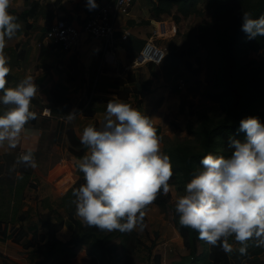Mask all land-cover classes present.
Returning <instances> with one entry per match:
<instances>
[{"label":"clouds","instance_id":"1","mask_svg":"<svg viewBox=\"0 0 264 264\" xmlns=\"http://www.w3.org/2000/svg\"><path fill=\"white\" fill-rule=\"evenodd\" d=\"M11 4L12 0H0V145L6 142L16 148L23 141L17 161L35 168L41 133L26 125L37 117L31 101L39 85L26 74L15 85L5 86L10 72L6 44L21 28ZM98 6V0H86L89 10ZM241 21L249 39L264 36V13L254 16L245 10ZM75 114L71 110L66 118ZM239 127L245 136L231 141L230 155L209 151L202 156L201 167L175 201V211L179 222L195 229L207 243L219 242L231 252V237L244 253L250 240L264 246V122L249 115L241 118ZM80 142L88 151L76 161L84 174V183L72 189L76 214L102 230L143 228L146 207L159 191H169L173 174L170 155L162 151V137L151 117L113 95L99 125L84 126Z\"/></svg>","mask_w":264,"mask_h":264},{"label":"crops","instance_id":"2","mask_svg":"<svg viewBox=\"0 0 264 264\" xmlns=\"http://www.w3.org/2000/svg\"><path fill=\"white\" fill-rule=\"evenodd\" d=\"M112 1L98 0V5ZM151 1L154 0H133L128 13L118 14L115 32L121 31V34H133L143 39L149 36L154 29L157 30L156 36L160 35V31L166 29L169 38L175 36L178 31L180 32L185 16L177 10V6L171 9V13L161 14L160 19L157 20L150 17L148 4ZM85 3L86 0H12L10 10L17 16L21 28L6 44L5 51L9 56L10 72L6 76L5 86L15 85L26 74L34 76L40 89L37 95L32 98L31 108L37 112V117L34 118V121H29L26 127L39 129L41 134L37 140V150L34 154L37 161L35 168L25 166L17 161L19 153L23 151V141L16 148H9L6 142L0 145V199H3L1 194H4V189L2 187H5L1 183L5 181L9 184L6 190L12 197L8 200V204L11 203L9 205L12 207L10 216L14 217L13 224L1 223L4 225L6 233L10 232L11 226L25 228L22 223L26 218H30V216L27 217L29 210L32 214V210L36 211L37 224L35 225L38 227L39 224L43 227V231L37 228L40 233L46 234L47 231L39 221L40 215L49 217L52 222H61L62 225L56 231L55 236L63 243L68 242L73 236L75 219L84 223L82 218L76 215L75 197L72 192L75 181L84 175L81 170L74 172V167H78L76 161L81 156H77L69 150L66 131L72 129L80 139L86 124L93 122L97 126L99 125L104 116L106 103L110 99L105 95H112V93L106 91L111 89L110 87L106 90L98 89V87L106 86L112 81L118 74L119 68L129 66L128 61L131 58V53L127 49V39L122 38L121 34L117 37L114 36L108 46H104V41L100 38L82 34L79 44L71 50H62L45 38L47 25L56 18L64 17L75 25L81 26L89 11L85 7ZM174 15H176V19H174ZM162 35L166 34L162 33ZM152 78L154 82L152 86L150 85V89L142 91L143 94L138 96L140 98L138 105L131 103V99L133 100L134 97L131 93L125 97H119L133 104L141 112H145L151 117L154 126H158L162 121L164 122L168 114L173 113L174 103H177L180 94L173 90L169 92L165 88L166 86L161 84L162 78L158 79L150 75L149 79ZM51 91L67 97L71 102V110L79 108L80 103L89 93L92 96L99 95V97L91 102L90 106L85 107L82 112L77 113L73 119L68 120L66 117L58 119L57 115L47 116L41 112L43 107L51 105ZM5 161L6 163H4ZM23 177L26 178L25 183H21ZM19 184L21 185V195L16 198L14 193ZM26 197L31 198V203L25 206L23 214L14 216L19 211L20 201ZM2 208L4 207L2 206ZM2 208L0 207V209ZM6 208L7 206L3 210ZM57 210L63 214L56 213ZM147 211L148 207L145 210L146 214ZM29 231L31 234H26L21 243L0 237V264L7 262L19 264L14 259L19 246L27 251V257L30 255L29 264L39 261L44 264H64L74 252L83 248L80 244H59L57 247L60 248L58 257L53 260L49 253V257L46 259V255L36 252L33 246L25 247L23 245L24 242L32 240V230ZM117 239L108 242L117 244L115 251L110 254H115L116 258H120L115 264L119 261L122 264L124 254L121 251L120 243L118 244L120 236ZM6 256H11L12 260H7L9 258Z\"/></svg>","mask_w":264,"mask_h":264},{"label":"trees","instance_id":"3","mask_svg":"<svg viewBox=\"0 0 264 264\" xmlns=\"http://www.w3.org/2000/svg\"><path fill=\"white\" fill-rule=\"evenodd\" d=\"M199 3H205V8L210 10L209 19L200 20L197 33L198 41L206 50V85L202 90V96L217 103L218 107L210 112H203L202 122L199 125L193 126L187 123L186 131L192 138L165 149L170 155L173 168L169 183H178L182 189H185V184L191 175L201 167L200 161L204 154L212 151L228 156L232 151L231 141L244 139L245 132L239 127L242 117L255 115L264 122V36L249 39L241 28L242 12L249 10L254 16H259L264 13V0H154L148 4V9L150 17L158 20L161 14L170 13L174 6H177V10L184 16L200 13ZM127 42V49L131 56H134L142 47L144 39L130 34ZM186 49L190 48L170 50L164 59L165 67L176 70V75L179 77L184 76L186 89L193 94L194 81H190L191 78L183 69L188 70L191 65L185 54ZM249 51L257 52V57L247 58ZM146 65L152 76L158 75L159 66L152 63ZM165 67L163 69L166 72ZM126 95L123 94L121 97ZM96 99L92 97L86 106H90ZM50 100L51 105L48 106L52 115H67L71 111V102L67 97L51 91ZM85 104L81 102L79 109ZM66 139L71 152L77 156L84 154L87 147L80 142L72 129L66 131ZM22 180L25 183L26 178L23 177ZM81 183H84V175L75 181L74 187H78ZM20 184L14 193L16 198L21 194ZM168 201L169 193L161 190L151 203L166 204L169 210L172 209L173 225L184 238L185 246L189 249L173 264H264V255L261 257L264 254V246H258L250 240L247 250L241 253L240 243L230 237V242L235 245L231 252H225L219 242L212 245L202 241L195 229L182 225L175 207ZM8 219L6 213L0 212L1 223H7ZM39 221L46 227V234L38 232L34 224L28 225L26 229L11 226L9 233H6L4 228H0V237L21 243L27 231L32 230V240L24 242L23 245L33 246L36 252L46 255V259L49 253L59 252L60 248H57L59 244L82 245L83 248L74 252L64 264H115L120 259L116 258L115 254H110L115 251L117 244L108 243V237L99 234L101 229L95 226L75 219L74 234L68 242L63 243L55 236L62 225L61 222H52L49 217L43 215L39 216ZM144 221L145 217L143 223ZM134 231L136 230L121 232L118 244L120 243L121 251L125 255L122 264H130L129 258L134 254L137 245L143 244ZM198 243H201V250L198 248ZM34 264H44V262L39 261Z\"/></svg>","mask_w":264,"mask_h":264},{"label":"rangeland","instance_id":"4","mask_svg":"<svg viewBox=\"0 0 264 264\" xmlns=\"http://www.w3.org/2000/svg\"><path fill=\"white\" fill-rule=\"evenodd\" d=\"M204 5L205 3H199V9L201 10L200 13L189 14L183 18L182 30L180 32L178 31L172 38H169V34L166 29L160 31V35L154 36V41L159 46L167 48L166 55L170 50L177 51L182 48H190L185 51L187 58L191 62L190 68L188 70L183 67L182 68L184 69L185 74L191 78L190 81H194L192 94L186 89L187 87L183 80L184 76L179 77L176 75V70H172L171 67H165L166 60H164V62L159 66L160 71L158 76H154L158 79L162 78L160 82L166 86L165 88L169 92L173 90L174 92L180 94L177 103H174L175 109L173 113L168 114L167 118L164 119V122L162 121L158 126H155L158 134L162 137L161 149L164 152L166 148L170 147V145H174L175 143L181 142L187 138H192V136L186 131L187 123H191L193 126L199 125L202 122L201 114L203 112H210L214 108L218 107L217 103L202 96V90L206 85V50L198 41L197 33L200 20L202 18L209 19L210 17V10L205 8ZM174 16V19H176V15ZM158 26H160V24H158ZM161 26L163 27V25ZM161 32L166 35H162ZM257 55V52L249 51L247 53V58L257 57ZM130 57V59L128 58V62L130 63L129 66L119 68L117 70L118 74L115 78L107 83L106 86H99L98 89L106 90V88H111L106 91L111 92L112 95H105L106 98H111L113 95L121 96L123 94L131 93L134 96L133 100L131 99V103H136L138 105L140 103V98H138V96L143 94L142 91L150 89V85L152 86L154 79H149L151 74L149 73L146 64L135 65L133 63L134 56ZM164 67L166 72L163 69ZM92 97H96L98 99L99 95L92 96V94L90 95L89 93V95L86 96L82 102H84V104L87 100L90 102ZM4 163H6V161ZM77 168L78 167L76 166L74 167V172L79 170V168ZM199 168L200 167H198V169ZM64 177L65 176L63 175V178ZM21 182H24V180H21ZM1 185H5V187H2V189H4V194H1L3 199H0V207L2 208L3 206L5 208V206H7L9 209L6 210V208L3 210L4 208H2L0 209V212L7 213L6 215L9 217L7 223L13 224L14 217L10 216L12 213V207L9 204L11 203L8 204L9 198L12 197L6 190L9 184L4 181ZM169 185V191L167 192L169 193L168 202L171 206L175 207V201L177 197L183 193L184 189L179 187L178 183H169ZM30 199L31 198L26 197L24 200L20 201L21 206L18 213L14 216L23 214L25 206L31 203ZM13 203L15 204L16 200ZM32 212L33 214L29 210L27 217L30 216V218H26L22 223L25 228L27 225L31 226L33 224H37L36 211L32 210ZM14 213H16V211H14ZM56 213L61 215L63 214V212L59 210H57ZM145 216L144 227L134 228V230H136L134 231L136 232V236L143 241V244L137 245L134 254L129 258L130 264H173L174 261L178 260L189 251V249L185 246L186 242L184 238L173 225V211L172 209L169 210L166 204H150ZM0 228H4V225L1 224V222ZM16 228L18 229L19 227ZM37 228L38 230L43 231V227L39 224ZM30 234L31 231L28 230L27 235ZM99 234L107 236V240L110 242L118 240L117 238L119 236L121 237V231L119 230L107 231L101 229ZM202 241L205 240L202 239ZM233 245H235V243H233ZM198 248L201 250V243H198ZM58 255L59 252L54 251L50 254V257L55 260ZM263 255L264 254H262L261 257ZM6 257L9 258L7 260H12L11 256V258L9 256ZM123 257L125 258V255ZM14 259H16L19 264H29L30 255L27 257V251L19 246L16 249ZM7 264L9 263L7 262ZM117 264H121V261Z\"/></svg>","mask_w":264,"mask_h":264},{"label":"built area","instance_id":"5","mask_svg":"<svg viewBox=\"0 0 264 264\" xmlns=\"http://www.w3.org/2000/svg\"><path fill=\"white\" fill-rule=\"evenodd\" d=\"M133 0H113L111 3L99 5L96 8L89 10L81 24L75 25L64 17L56 18L50 22L45 29V38L62 50H71L76 48L81 40V35L85 34L90 37L102 39L103 45L108 46L114 38L116 31V19L118 14L128 13L129 7ZM157 30L154 29L152 33L144 39V43L139 51L134 55L133 63L135 65H142L152 63L160 66L165 59L167 49L159 46L154 41ZM122 38L127 39L128 34H121ZM86 104L76 110V114L82 112ZM42 114L52 116L50 106L42 108ZM75 114V115H76ZM67 115H57L56 118L62 119Z\"/></svg>","mask_w":264,"mask_h":264},{"label":"water","instance_id":"6","mask_svg":"<svg viewBox=\"0 0 264 264\" xmlns=\"http://www.w3.org/2000/svg\"><path fill=\"white\" fill-rule=\"evenodd\" d=\"M120 34H121V31H119V32H115V33H114V36L117 37V36H120Z\"/></svg>","mask_w":264,"mask_h":264}]
</instances>
